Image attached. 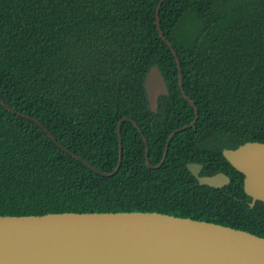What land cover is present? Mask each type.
I'll return each mask as SVG.
<instances>
[{"label":"trees","instance_id":"1","mask_svg":"<svg viewBox=\"0 0 264 264\" xmlns=\"http://www.w3.org/2000/svg\"><path fill=\"white\" fill-rule=\"evenodd\" d=\"M160 2L0 0V214L157 211L264 237V202L222 154L264 142V0H164L199 116L149 168L144 137L157 165L195 118ZM154 64L169 90L156 112L143 85ZM194 161L231 183L200 184Z\"/></svg>","mask_w":264,"mask_h":264},{"label":"water","instance_id":"2","mask_svg":"<svg viewBox=\"0 0 264 264\" xmlns=\"http://www.w3.org/2000/svg\"><path fill=\"white\" fill-rule=\"evenodd\" d=\"M163 2L156 10L159 33L176 57L179 84L184 97L194 106L195 118L170 134L157 165L150 162L144 137L149 168L162 165L172 138L193 127L199 116L196 104L183 88L180 57L161 30L159 13ZM143 85L149 108L156 112L159 97L169 92L157 64L150 68ZM126 120L132 121L124 117L118 124L116 170L123 160L121 131ZM223 154L244 175V190L252 197L251 205L258 200L264 202V142L247 141L237 148L225 149ZM187 167L202 185L222 187L231 181L223 172L199 175V163H188ZM0 264H264V237L240 228L157 211L0 214Z\"/></svg>","mask_w":264,"mask_h":264},{"label":"flooded vegetation","instance_id":"3","mask_svg":"<svg viewBox=\"0 0 264 264\" xmlns=\"http://www.w3.org/2000/svg\"><path fill=\"white\" fill-rule=\"evenodd\" d=\"M240 145V144H239ZM239 145H237V146H234V147H223L222 148V154H223V151L225 150V149H228V148H231V149H234V148H237ZM218 156V155H217ZM223 156H224V154H223ZM225 157V156H224ZM218 159V157L215 159V160H217ZM227 160V159H226ZM188 163H199V164H201L202 165V167H201V169H200V172H199V175H212V174H215V173H218V172H223V173H225V174H227L229 177H230V179H231V181H232V178H231V175L229 174V170H228V168H225V170L223 171V170H219V171H217V172H215V173H210V174H207V173H205L204 172V165L205 164H203L202 162H197V161H194V162H187V166H188ZM231 181H230V183H231ZM230 183H228V184H230ZM228 184H226V185H228ZM226 185H223L222 187H215V188H223V187H225ZM243 188H244V176H243ZM245 191V190H244ZM249 196V195H248ZM251 197V196H250ZM251 201H252V197H251ZM258 201H260V200H258ZM257 202V201H256ZM255 202V203H256Z\"/></svg>","mask_w":264,"mask_h":264}]
</instances>
